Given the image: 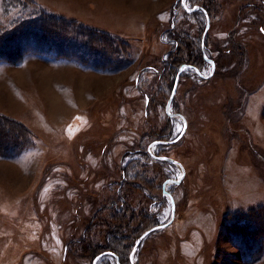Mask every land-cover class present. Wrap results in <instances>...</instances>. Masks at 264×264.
Returning a JSON list of instances; mask_svg holds the SVG:
<instances>
[{"label":"rangeland","instance_id":"obj_1","mask_svg":"<svg viewBox=\"0 0 264 264\" xmlns=\"http://www.w3.org/2000/svg\"><path fill=\"white\" fill-rule=\"evenodd\" d=\"M204 11L205 64L182 71L171 118L178 65H168L182 41L199 48ZM31 12L73 20L121 51L99 68L86 50L0 62V264H93L79 243L88 225L94 254L111 243L122 264H264V0H0V28ZM30 32L22 48L38 39ZM180 116L181 140L150 148L184 169L168 196L163 183L181 171L148 147L174 139ZM170 197L173 222L131 262L133 239L170 219ZM111 201L121 206L113 218ZM106 222L133 234L110 238Z\"/></svg>","mask_w":264,"mask_h":264},{"label":"trees","instance_id":"obj_2","mask_svg":"<svg viewBox=\"0 0 264 264\" xmlns=\"http://www.w3.org/2000/svg\"><path fill=\"white\" fill-rule=\"evenodd\" d=\"M25 5L27 6L26 3H25ZM32 14L33 13L31 12L28 14V17L23 18V19L18 20V21H13V23H15V26L13 27V29H2V28H0V62H9V60H10L9 58H11L10 61H12L13 58H15V61L19 62L20 60H22L26 56L25 54H28L30 52L39 53V55L40 54L49 55V53H52L56 57H60V58H73V59L78 58V59H80L79 55L81 54V51L86 50V53H84V56H83L84 57L83 60H86L87 57L89 55H91L95 59H93L92 61H90L91 59L88 60L89 61L88 65L90 67L92 66L94 68H99V66H100L99 63L109 67L110 64H112V61H114V59L112 58V54H115V53H118V51H121V48H119V46L116 47V44L114 43V41H110V39L108 37H106L105 35H102L101 33L100 34L96 33V32L93 33L87 29H83L82 26H79V27L73 29V27L78 26L77 23L73 20L67 21L61 17H56V16L48 15V14H42V12H40L39 15H32ZM203 15H204V13H203ZM204 17H205V15H204ZM205 19H206V17H205ZM54 26H58V27L68 26V27L72 28L71 34L69 36H66L62 33H59V30L54 28ZM30 29L34 30V32H32V33L34 34V36H37L38 39L33 41L34 47L28 46V47L22 48L21 42H19V40H21V38L23 39V36L27 35L26 33L30 32ZM35 31L36 32L38 31V33H36ZM44 32H46L48 35L51 36L50 40H48V39L47 40L46 39L41 40L40 39V36L43 38L42 35ZM84 39H86V40H84ZM187 41H188V39H187ZM58 42L63 45V50H62L61 55H58V49H60V47H59L60 44ZM95 42L97 43V45H95ZM182 46H185V49H186L185 53L182 55V57H180L179 53H178V55L176 54L178 52V48H175L174 52H176V53H175V56L170 60V63L168 65L169 69L172 68V70H174L175 66H177V65H178L177 66L178 68L182 65H190L194 69H199L202 67V65L205 64L204 53H203V49L201 47V44H199V48H197L195 45V42L193 44L189 41H188V43L185 41H182L181 47ZM65 48H67L68 54L63 55L65 52ZM117 48H119L120 50ZM11 51H15L16 52L15 55H11V53H12ZM184 55H185V57H184ZM62 56H65V57H62ZM176 74H177V72L175 71V73L172 76V78H173L172 79V86L174 84V79H175ZM171 90H172V87H171ZM20 133L21 132H18L19 135L17 134L15 140H20V141L23 140L24 141L25 135L20 134ZM112 202L113 201L110 202V204H111L110 209L114 213V216H112V218H113L118 214L121 206L118 203H112ZM122 204L123 203H121V205ZM102 208H100V209H102ZM116 212H117V214H116ZM118 217H116V218L118 219ZM121 217L124 218L123 216H121ZM112 218L108 219L109 222L112 221ZM108 223L107 222L104 223L105 224L104 227L107 226V229H106V231L102 232L101 234H104V233L106 234L109 232L110 233L109 237L111 238L112 235L115 236V234L122 232V231H125L123 234L124 235L123 240H127L129 238V236L131 234H133L131 232V229L127 228L128 224H126L125 222L123 224H119L120 228L122 227L121 228L122 230L117 228L118 226L115 228V230L111 229V227L109 226L110 224H108ZM90 227H91V225H88L85 227V233H84L85 235H83L82 238H80L79 243L82 244L81 247H83L82 248L83 250L89 251V252L91 251V261H94V259L102 253L111 252L118 259L119 264H122L119 254L117 252L110 250L111 248H113L111 243H109L107 248H104L106 250H103L99 253L94 254V250L100 249V248L95 246V245H91L92 243L90 241H88V239L86 238V233H87L86 231ZM119 230H121V231H119ZM140 235H138L135 239H133V242L130 246V252H131V250L135 244L136 239ZM115 240H119V239H115ZM108 248H110V249H108ZM127 248H129V247L125 246V249H127ZM66 250H67V252L66 251L65 252H66V256H67L69 249L67 248ZM129 255H130V253H129ZM115 257H114V259L117 260ZM65 261H66V257H65Z\"/></svg>","mask_w":264,"mask_h":264},{"label":"water","instance_id":"obj_3","mask_svg":"<svg viewBox=\"0 0 264 264\" xmlns=\"http://www.w3.org/2000/svg\"><path fill=\"white\" fill-rule=\"evenodd\" d=\"M183 2H184V0H181V4H183ZM197 9H198V7H194L193 9L190 10V12H192V11H194V10H197ZM203 13H204V15H205V17H206V25H205V28H204V31H203V34H202V37H201V47H202V48H203V44H204V40H205V37H206L207 31H208L209 26H210V24H209V21H210V20H209V18H208V16H207L206 12L204 11ZM188 67H190V66H185V67H181V68H180V70H179L177 76L175 77L174 84H173V86H172V90H171V93H170L169 99H168V101H167V103H166L165 111H166L167 115H168L169 117H171V118L176 117V114H174V113H170V112H169V106H170V104H171V102H172L174 96L176 95L177 86H178V81H179V76H180V73L182 72V70H183L184 68H188ZM199 75L202 76V74H200V73H199ZM180 117H181V116H180ZM181 118H182L184 124H183V127H182L181 132H180V133H179L174 139L167 140V141L157 140V141H154V142H153L151 145H149V147H148V151L150 152V154L152 155L153 158H155L156 160H159V161H163V162H167V163H169V164L175 165V166H177V167L180 169V171H181V175H180V177H179L178 179H175V180H167V181H165V182L163 183V186H162V193H163L164 195H168V196H169V194H168L167 191H166V184H167V183H171V184H173V185H178V184L182 181V179L184 178V175H185L184 169H183L181 163L178 162L176 159H173V158H171V157H167V156H155L153 153H151L150 148L153 147L154 145H166V146H169V145L174 144V143L178 142L179 140H181V138L183 137V135H184V133H185V131H186V122H185V120H184L183 117H181ZM170 198H171V197H170ZM174 213H175L174 203H173V200H172V198H171V216H170V219H169L167 222L163 223V224L155 225V226L151 227L150 229L146 230L144 233H142V234L136 239L135 244H134V246H133V248H132V250H131V252H130V259H131V262H132V257H133V255H134V253L136 252V250L138 249V247L140 246L142 240H143L146 236H148L150 233H152V232H154V231H156V230H160V229H164V228L168 227V226L173 222V219H174ZM146 233H147V235H145ZM104 256L115 257L114 254H112L111 252H105V253H102V254L98 255V256L94 259V263H93V264H95V262H96L98 259H100V258H102V257H104ZM115 258H116V257H115ZM116 259H117V258H116ZM116 264H119L118 259L116 260Z\"/></svg>","mask_w":264,"mask_h":264},{"label":"flooded vegetation","instance_id":"obj_4","mask_svg":"<svg viewBox=\"0 0 264 264\" xmlns=\"http://www.w3.org/2000/svg\"><path fill=\"white\" fill-rule=\"evenodd\" d=\"M202 49H203V53H204L205 50H204V48H202ZM205 59H206V57H204V60H205ZM185 66H190V65H182V66H180V67L178 68L177 74H178L180 68H181V67H185ZM188 68H189V69H193V70H195V71H196V70H199V69H194V68H192L191 66L188 67ZM183 70H184V69H183ZM183 70H182V71H183ZM181 73H182V72H181ZM181 73H180V75H181ZM197 73L199 74L200 72L197 71ZM177 74H176V76H177ZM200 74H201V73H200ZM176 76H175V77H176ZM179 78H180V76H179ZM174 80H175V79H174ZM161 156H163V155H161ZM161 162H162V161L157 160V163H161Z\"/></svg>","mask_w":264,"mask_h":264},{"label":"snow or ice","instance_id":"obj_5","mask_svg":"<svg viewBox=\"0 0 264 264\" xmlns=\"http://www.w3.org/2000/svg\"><path fill=\"white\" fill-rule=\"evenodd\" d=\"M262 31H264V29H262ZM145 235H147V233Z\"/></svg>","mask_w":264,"mask_h":264}]
</instances>
